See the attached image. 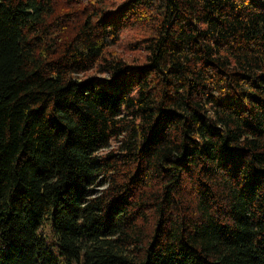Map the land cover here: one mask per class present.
I'll return each mask as SVG.
<instances>
[{"label":"trees","instance_id":"trees-1","mask_svg":"<svg viewBox=\"0 0 264 264\" xmlns=\"http://www.w3.org/2000/svg\"><path fill=\"white\" fill-rule=\"evenodd\" d=\"M45 220L67 263L264 264V0H0V264H59Z\"/></svg>","mask_w":264,"mask_h":264},{"label":"rangeland","instance_id":"rangeland-1","mask_svg":"<svg viewBox=\"0 0 264 264\" xmlns=\"http://www.w3.org/2000/svg\"><path fill=\"white\" fill-rule=\"evenodd\" d=\"M130 35L129 32H125L123 34L122 39L125 40L126 37H128ZM124 49V46H123ZM119 50V49H118ZM120 52V50H119ZM125 55H127L128 57H131L132 59H135V57H140L141 55H139L138 52L135 53H131V52H124ZM41 228L43 229L44 235H45V239L46 242L48 243V245L50 246L52 255L56 258V260L58 261L59 264H77L75 261H71L70 263H67L62 256H60L59 254V250L57 247L56 242H54V239L52 237V233H51V228L50 225L46 222V220L44 221L43 225L41 226Z\"/></svg>","mask_w":264,"mask_h":264}]
</instances>
